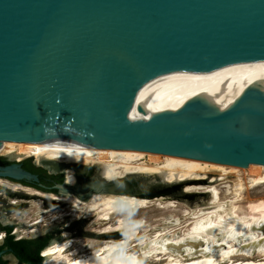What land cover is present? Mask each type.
<instances>
[{
  "label": "water",
  "instance_id": "95a60500",
  "mask_svg": "<svg viewBox=\"0 0 264 264\" xmlns=\"http://www.w3.org/2000/svg\"><path fill=\"white\" fill-rule=\"evenodd\" d=\"M256 58H264V0H0V142H81L264 164L259 86L246 88L223 110L198 97L175 111L145 118L134 112H145L134 106L137 93L163 74L208 72ZM20 162L0 165V178L33 187L19 182L38 181ZM48 163L62 172L63 164ZM122 179L92 175L67 184L63 176L53 188L83 198L169 188L162 182L133 191L116 187Z\"/></svg>",
  "mask_w": 264,
  "mask_h": 264
},
{
  "label": "bare ground",
  "instance_id": "6f19581e",
  "mask_svg": "<svg viewBox=\"0 0 264 264\" xmlns=\"http://www.w3.org/2000/svg\"><path fill=\"white\" fill-rule=\"evenodd\" d=\"M250 86H259L264 92V58L236 60L208 72L178 71L163 74L146 83L137 93L134 106L140 104L145 112L135 108L134 112L138 118H145L150 113L175 111L186 101L198 97L213 104L218 110H223ZM145 154L149 163L137 161ZM0 155L15 160L32 156L36 162H45L46 166H49L48 161L63 164L67 184L77 181L73 170L75 168L71 166L92 164L96 166L93 175L102 179L113 180L144 174L156 177L163 185L180 184L181 192L198 195L194 201L183 197L188 218L184 224L185 229L180 233L176 231L180 226H174L157 229L151 236L137 239L134 235L136 231L133 230L128 238L103 241L96 251L91 252L86 250L90 248L89 243L81 244L78 238H70L73 231L64 230L58 234V241L41 249L42 260L35 264H264V203H259L257 209L252 206L251 212L240 211L237 203L244 189L264 185V164L226 165L155 151L93 147L81 142L2 140ZM244 170L249 173L246 184L238 173ZM156 179H152L153 183ZM216 185L223 187L228 196L220 199ZM0 186L40 198L36 201L10 199L7 202L9 207L24 204L36 209L37 216L27 225L43 220L45 200H51L49 209L65 204L70 210L67 212L69 216H75L76 211H80L83 213L81 217L95 216L108 221L112 214L122 209L145 207L152 199L164 200L172 205V201L180 198L154 192L142 196L93 192L84 204L81 200L83 197L79 198L70 192L67 196L45 194L20 183L8 184L2 179ZM15 213L18 219L21 211ZM0 217L3 220L15 219L10 215L0 214ZM119 217L117 219L121 221ZM16 224L20 226L24 223ZM123 227L122 224L113 229ZM25 231L17 226L13 230L18 235ZM187 240H195V243ZM132 246H137L138 254L131 250ZM233 255L243 257L232 258Z\"/></svg>",
  "mask_w": 264,
  "mask_h": 264
},
{
  "label": "rangeland",
  "instance_id": "374dc122",
  "mask_svg": "<svg viewBox=\"0 0 264 264\" xmlns=\"http://www.w3.org/2000/svg\"><path fill=\"white\" fill-rule=\"evenodd\" d=\"M0 156H3V155H0ZM27 158H29L31 162L35 164L36 166L44 168L46 172L48 173H54V174L60 173V172L57 173V171L54 169L51 170L49 168H46V165H44L46 164L45 162H36L34 157L32 156L20 158L19 160L24 161ZM137 161L149 163L147 160L146 154L143 155ZM75 166L74 167L71 166V168L72 169L75 168L73 170L75 172L76 178H78L79 180L87 179L91 177L95 171L94 167H96L92 164H84V165L76 164ZM47 167L51 168V164H49V166ZM61 171H62L61 172L62 176H64L63 174H65V168L63 167ZM238 173H239V176L242 182L246 184V178L249 175V173L245 170L238 171ZM137 176L138 175H131V176L128 175L124 177L122 180L117 181L116 187L120 188L119 187L120 185H126L128 190L133 191L134 189H139L140 186L145 187V185L153 184L152 179H156V177H152V176L150 177L144 174H141L138 177ZM0 179H2L3 181H6V183L8 184L17 183V182H12L6 178H0ZM155 183L160 184V181L156 179ZM166 186L169 188L165 189V191H162V195H167V196L170 195L173 198L184 196L188 199V201H194L198 197V195L191 194V193H188L186 195H181V196H175L174 194H171L169 192H172L173 190H176V189H179L181 192L180 184L173 185V186L172 185L171 186L166 185ZM216 187L218 188V194H219L220 199L228 196L227 194L224 193L223 187L219 185H216ZM38 191H40V193H45V194L54 193V192H45L40 189ZM54 194H60V193H54ZM101 194H104V193H101ZM65 196H67V194H65ZM77 197L81 198L80 196H77ZM10 199H15V200H20V199L29 200L30 199V200L36 201V200H39L40 198L21 193L18 190L13 191V190H9L8 188H3L0 186V214L4 216L10 215L13 218H15L16 215H18L16 214L17 212L15 213V211H18V210L21 211L20 216H17L18 219L15 218L13 221L11 219L3 220L0 217V220L2 222L11 224V233H13L14 238H31L32 232L36 233V232L48 231L50 235V239L46 244L48 245L51 242L59 240L58 234L61 231L69 230V231L74 232L71 234L72 236H70V238H78L81 244H83L84 242L89 243L90 248L86 250L91 251V252L96 251L99 244L103 243V241H106V240L112 241L115 239L128 238V236L130 235V231H133V230L136 231L134 235H135V238L137 239L141 237L143 238L149 237L157 229L171 228L174 226H180L179 229L178 228L176 229L177 233H180L185 229L184 224L188 218L187 214L185 213L187 210L186 204L182 202L183 198L182 199L178 198V200L172 201L171 202L172 205H169L168 202L164 200L161 201L160 199H157V200L152 199L149 203H147V206L145 207L138 208L135 210L122 209L120 212L112 214L111 218L108 221L97 219V217L95 216L88 217V218L81 217L83 213L80 211H76L77 215L75 216H72V215L69 216L67 215V212H69L70 210L65 204H59L58 206H54L51 209H49L51 200H45L44 209H46V212L42 214V217L44 216L43 220L34 225H29V224L27 225L26 223H29L31 220L34 219L35 216H37V214H35L36 209H34L33 206L30 207L29 205H24V204H19V205L16 204V206L9 207V205H7L8 204L7 202ZM81 200L84 202V204L88 202V198H82ZM237 203L239 204L240 211L242 210L244 212H251L250 208L252 206H254L255 209H257L259 203H264V185L261 184L258 186H254L252 188L247 187L241 192V196L238 199ZM118 216H120L119 218L122 219L121 221L117 219ZM20 222L24 224H20V226H18V224L16 223H20ZM122 224L124 225L123 228H119L117 230L113 229L115 226L122 225ZM16 226L19 227L20 229H25L26 231L18 235L19 233L13 232ZM105 229L108 230V232H101L102 230H105ZM27 230H33V231L29 232ZM2 234H3V231H0L1 237L3 236ZM132 242H130L129 245ZM131 250L134 251L135 253L138 252L137 246H132ZM242 257L243 256H240V255H233L232 258L241 259ZM9 262L11 264L14 263V259L10 258Z\"/></svg>",
  "mask_w": 264,
  "mask_h": 264
},
{
  "label": "trees",
  "instance_id": "16d2710c",
  "mask_svg": "<svg viewBox=\"0 0 264 264\" xmlns=\"http://www.w3.org/2000/svg\"><path fill=\"white\" fill-rule=\"evenodd\" d=\"M0 159H4V157L0 156ZM22 166L28 171L36 173L39 182L49 184L50 179H54L56 182L62 181L63 176L61 172L58 174L48 173L44 168L33 164L29 158L22 161ZM3 229L4 243L3 245H0V248L5 246L10 250L16 259L14 264L37 263L41 259L39 251L44 247V245H46L48 239L50 238L49 233H45L43 236L31 238H12L13 234L10 233L11 225H6ZM0 264H9L8 260L3 258L2 255H0Z\"/></svg>",
  "mask_w": 264,
  "mask_h": 264
},
{
  "label": "flooded vegetation",
  "instance_id": "af4514ba",
  "mask_svg": "<svg viewBox=\"0 0 264 264\" xmlns=\"http://www.w3.org/2000/svg\"><path fill=\"white\" fill-rule=\"evenodd\" d=\"M12 160H14V158H13V159H9V158L4 157V159H0V165L8 164V163H10ZM18 161H19V159H18ZM20 163H21V167L23 168V166H22V161H21ZM57 173H58V172H57ZM19 182H21V183H26V184H30V185H32L33 187H36V188H38V189H40V190H42V191L57 193L56 189L53 188V185H55V184L58 183V182H56V180H54V179H50L49 184H48V183H44V182H39V179H38L37 183H35V184H34V183H29V182H26V181H23V180H20ZM6 225H11V224L4 223V222H2V221L0 220V231H3V232H4L3 227L6 226ZM43 235H44V234H42V235H38V236H43ZM0 237H1V236H0ZM12 238H14V235H13ZM49 239H50V238H49ZM49 239H48V241H49ZM48 241H47V242H48ZM3 243H4V234H3V236H2L1 239H0V245H3ZM46 244H47V243H46ZM44 246H45V245H44ZM0 255H2L3 258L7 259L9 264H11V263L9 262V261H10V258L14 259V263L16 262V259L14 258L13 254H12V253L10 252V250H9L7 247H5V246H2V247L0 248ZM14 263H12V264H14Z\"/></svg>",
  "mask_w": 264,
  "mask_h": 264
},
{
  "label": "clouds",
  "instance_id": "9594fccd",
  "mask_svg": "<svg viewBox=\"0 0 264 264\" xmlns=\"http://www.w3.org/2000/svg\"><path fill=\"white\" fill-rule=\"evenodd\" d=\"M10 233H11V231H10ZM13 234V233H12ZM3 235V234H2ZM39 255H41V250L39 251ZM23 264V263H22Z\"/></svg>",
  "mask_w": 264,
  "mask_h": 264
}]
</instances>
